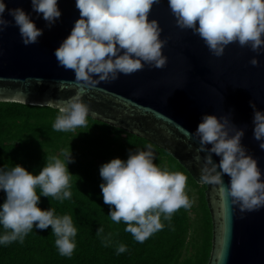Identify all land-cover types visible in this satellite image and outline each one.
<instances>
[{
    "label": "clouds",
    "instance_id": "9594fccd",
    "mask_svg": "<svg viewBox=\"0 0 264 264\" xmlns=\"http://www.w3.org/2000/svg\"><path fill=\"white\" fill-rule=\"evenodd\" d=\"M156 0H75L79 16L69 34L54 49V55L65 68L74 71L75 80L92 87L100 81H112L118 75L131 74L148 65L161 68L167 62L162 54L166 43L160 38L161 28L148 13ZM169 9L180 28L198 34L209 51L223 54L230 42L247 45L254 52L264 51V0H167ZM5 0H0V31L10 23L18 26L22 42L34 43L43 29L36 26L22 7L7 8L13 20L5 18ZM31 8L51 27L61 17L57 0H31ZM256 65V56L250 58ZM98 74V75H94ZM252 135L264 149V109L251 100ZM89 105L78 90L59 103L52 127L58 131H74L87 126ZM192 137L198 139L197 152H204L200 165V181L219 186L221 197H230L231 204L241 212L264 206L262 171L245 145L241 143L244 128L236 127L227 116L203 113ZM213 154L219 157L213 160ZM200 160L199 155L194 157ZM74 161L70 146L60 154H49L35 174L16 163L0 166V245L23 241L34 227L51 226L54 243L62 256H72L76 248L77 226L69 213L57 214L52 207L38 206L41 196L63 201L71 198L72 177L68 164ZM155 161L153 146L129 149L126 159L113 157L99 166L102 200L109 205L108 216L113 222H124V231L138 242L165 227L181 207L191 206L184 172L170 170ZM224 174L229 177L225 185ZM39 188V193L37 192ZM96 234L105 244L113 243V233H104L100 225ZM103 234V235H101ZM127 245L118 243L117 254Z\"/></svg>",
    "mask_w": 264,
    "mask_h": 264
},
{
    "label": "water",
    "instance_id": "95a60500",
    "mask_svg": "<svg viewBox=\"0 0 264 264\" xmlns=\"http://www.w3.org/2000/svg\"><path fill=\"white\" fill-rule=\"evenodd\" d=\"M61 17L46 27L42 15L31 8V0H5L7 8L20 6L42 35L25 45L18 26L10 23L0 31V102L48 106L59 103L78 90L89 105V117L141 137L171 155L198 185H205L204 198L211 220V247L207 264H264V206L241 212L230 197H221L219 186L200 181L204 152L192 137L203 113L225 115L233 125L244 128L241 143L256 158L264 178V149L252 135L249 101L264 109V51L254 52L238 42L213 55L198 34L180 28L167 0H156L149 19H156L167 57L161 68L149 67L119 74L112 81L92 87L75 80L74 71L59 65L54 49L69 34L79 16L75 0H57ZM258 63L252 65L250 58ZM98 75V74H94ZM199 155L200 160L194 157ZM213 160L219 157L213 154ZM225 185L229 181L224 174Z\"/></svg>",
    "mask_w": 264,
    "mask_h": 264
},
{
    "label": "trees",
    "instance_id": "16d2710c",
    "mask_svg": "<svg viewBox=\"0 0 264 264\" xmlns=\"http://www.w3.org/2000/svg\"><path fill=\"white\" fill-rule=\"evenodd\" d=\"M56 114L57 109L48 106L0 102V166L19 163L35 174L49 154H60V149L70 146L74 157L68 164L74 174L71 198L59 201L41 196L38 206L73 216L78 229L76 248L70 257L60 255L51 226L38 229L34 222L22 242L0 245V264H207L211 220L204 198L205 185H198L171 155L151 143L154 162L185 173V191L192 203L178 209L170 222L164 221V228L138 242L124 231V222H113L107 215L109 205L102 200L99 166L113 157L126 159L129 149L144 148L150 142L90 117L87 126L58 131L52 127ZM3 199L0 191V202ZM100 225L104 233H113L112 244L105 245L96 234ZM121 242L127 250L117 254L115 248Z\"/></svg>",
    "mask_w": 264,
    "mask_h": 264
}]
</instances>
